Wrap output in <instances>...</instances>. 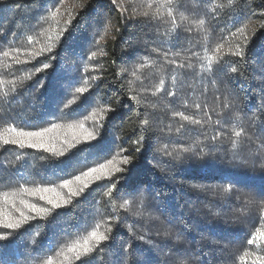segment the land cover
Listing matches in <instances>:
<instances>
[{"label":"trees","instance_id":"1","mask_svg":"<svg viewBox=\"0 0 264 264\" xmlns=\"http://www.w3.org/2000/svg\"><path fill=\"white\" fill-rule=\"evenodd\" d=\"M0 137V264H258L264 0H0Z\"/></svg>","mask_w":264,"mask_h":264},{"label":"snow or ice","instance_id":"2","mask_svg":"<svg viewBox=\"0 0 264 264\" xmlns=\"http://www.w3.org/2000/svg\"><path fill=\"white\" fill-rule=\"evenodd\" d=\"M167 2L168 3H172V0H167ZM228 3L232 4L233 0H228ZM56 15H57L56 12L52 13V17L53 18H55ZM200 23L203 24V21H201ZM234 54L235 55H242V53L240 51H237ZM4 55H8V53L5 52ZM93 56H95V53H93ZM210 59L211 60H215V57H212ZM44 67L46 68L48 66L45 65ZM232 71L235 72L236 69H232ZM77 91L84 92L85 90L83 88H81V89H78ZM184 119H188V117H184ZM12 131H15V129H13ZM47 131H48V129H45L42 132H24V131L21 130L19 132H16V137H17L16 139H12L11 141L4 140V143L5 144L14 143V144H17V145H20V146H24V144L27 141H29V140H37V139L42 140L43 136H44V132H47ZM234 134H235V136L239 137L241 135V132L236 131V132H234ZM90 138H92L91 134H89L85 139H90ZM0 139H2V137H0ZM30 146L31 147H43V144L42 143H31ZM234 146H235V144H234ZM124 162L127 163V160L125 159ZM109 163H112V162L109 161ZM101 169L105 170L106 166L101 165ZM113 171H120V169L114 167ZM96 172H97V169L93 168V169H90L89 172L85 173L84 175L88 176V175H91L92 173H96ZM104 175L105 176L111 175V172L105 170L104 171ZM95 178L96 179H100V176L97 175ZM77 179H80V178L77 177ZM69 184H70V181H64L63 187H68ZM25 191H27V189H25ZM38 191L49 192V191H55V189L43 188V189H38ZM109 195H110V193H109ZM5 199H7V194H5ZM41 199H44V197H41ZM48 203L52 204L54 208H58V207L62 206L60 203H57L53 199H48ZM67 203H68V201H64V204H67ZM127 205H128V202L125 201V203L122 204L121 207H127ZM31 207L33 209H35V205H32ZM38 211L44 212L45 209H38ZM0 223H3L5 225V227L11 228V229H16V228L20 227L19 223H12V222L5 223L2 220H0ZM0 239H6V237L0 236ZM108 239H109V237L107 235H105L103 232L92 231L89 234V238L85 239L83 245L81 246L82 250L77 253V259H80L81 257H88L91 253H93L95 248L100 246L102 242L107 241ZM256 239L257 240L264 239V231L259 232L257 234V236H256ZM90 240L94 241V243H90L89 242ZM254 242H255L254 240H249L248 241V243H250V244H252ZM257 259H258V264H264V257H258ZM82 264H83V262H82Z\"/></svg>","mask_w":264,"mask_h":264}]
</instances>
